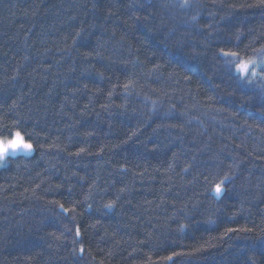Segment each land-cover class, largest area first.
Wrapping results in <instances>:
<instances>
[{
    "label": "trees",
    "instance_id": "16d2710c",
    "mask_svg": "<svg viewBox=\"0 0 264 264\" xmlns=\"http://www.w3.org/2000/svg\"><path fill=\"white\" fill-rule=\"evenodd\" d=\"M17 132L0 264H264V0H0Z\"/></svg>",
    "mask_w": 264,
    "mask_h": 264
},
{
    "label": "rangeland",
    "instance_id": "374dc122",
    "mask_svg": "<svg viewBox=\"0 0 264 264\" xmlns=\"http://www.w3.org/2000/svg\"><path fill=\"white\" fill-rule=\"evenodd\" d=\"M259 64L253 60V61H242L236 68V71L240 74V75H245L246 73H248L249 71H252L253 73L257 72ZM14 137L9 138V139H0V143H2L3 145H7L8 142L12 139H14ZM24 140V139H23ZM24 143L25 140H24ZM31 152V150H27L24 148H18L15 151L9 149L2 158H0V169L2 167H4L6 165V160L9 157L12 156H17V155H21V154H29Z\"/></svg>",
    "mask_w": 264,
    "mask_h": 264
},
{
    "label": "snow or ice",
    "instance_id": "6c2138e0",
    "mask_svg": "<svg viewBox=\"0 0 264 264\" xmlns=\"http://www.w3.org/2000/svg\"><path fill=\"white\" fill-rule=\"evenodd\" d=\"M18 148H24L27 150L32 149V145L30 143H24L23 137L19 132L15 133V138L10 140L7 145H3L2 143H0V158H2L9 149L15 151ZM215 191L217 193L221 192L220 184L216 185Z\"/></svg>",
    "mask_w": 264,
    "mask_h": 264
}]
</instances>
